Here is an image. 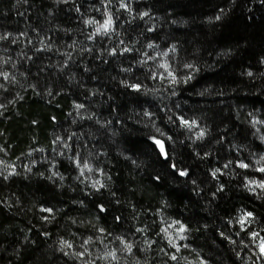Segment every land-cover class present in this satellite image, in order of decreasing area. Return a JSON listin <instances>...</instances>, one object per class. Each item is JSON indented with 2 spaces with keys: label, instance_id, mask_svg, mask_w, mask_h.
Returning a JSON list of instances; mask_svg holds the SVG:
<instances>
[{
  "label": "trees",
  "instance_id": "obj_1",
  "mask_svg": "<svg viewBox=\"0 0 264 264\" xmlns=\"http://www.w3.org/2000/svg\"><path fill=\"white\" fill-rule=\"evenodd\" d=\"M263 247L264 0H0V264Z\"/></svg>",
  "mask_w": 264,
  "mask_h": 264
},
{
  "label": "water",
  "instance_id": "obj_2",
  "mask_svg": "<svg viewBox=\"0 0 264 264\" xmlns=\"http://www.w3.org/2000/svg\"><path fill=\"white\" fill-rule=\"evenodd\" d=\"M156 144L158 145V148L161 150L162 153L165 154V144L162 140H156Z\"/></svg>",
  "mask_w": 264,
  "mask_h": 264
},
{
  "label": "rangeland",
  "instance_id": "obj_3",
  "mask_svg": "<svg viewBox=\"0 0 264 264\" xmlns=\"http://www.w3.org/2000/svg\"><path fill=\"white\" fill-rule=\"evenodd\" d=\"M262 251H263V254H264V247H263Z\"/></svg>",
  "mask_w": 264,
  "mask_h": 264
}]
</instances>
